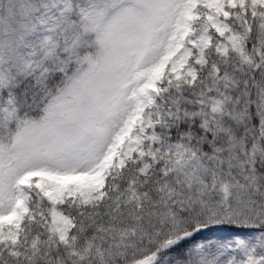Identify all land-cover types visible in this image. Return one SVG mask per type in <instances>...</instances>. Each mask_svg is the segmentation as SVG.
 Wrapping results in <instances>:
<instances>
[{
	"label": "snow or ice",
	"instance_id": "obj_1",
	"mask_svg": "<svg viewBox=\"0 0 264 264\" xmlns=\"http://www.w3.org/2000/svg\"><path fill=\"white\" fill-rule=\"evenodd\" d=\"M0 264H264V0H0Z\"/></svg>",
	"mask_w": 264,
	"mask_h": 264
}]
</instances>
